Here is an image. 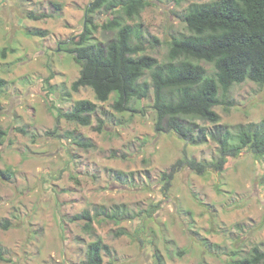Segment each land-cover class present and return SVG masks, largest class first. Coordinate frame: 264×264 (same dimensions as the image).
Here are the masks:
<instances>
[{
  "label": "rangeland",
  "instance_id": "rangeland-1",
  "mask_svg": "<svg viewBox=\"0 0 264 264\" xmlns=\"http://www.w3.org/2000/svg\"><path fill=\"white\" fill-rule=\"evenodd\" d=\"M93 1L0 0V171L9 175L0 176V224L8 223L0 264H85L97 238L110 248L102 264H156L155 255L164 264H237L264 253V157L243 149L222 170L183 167L168 188L165 178L176 161L215 164L224 137L239 146L240 128L264 122V85L219 92V122L191 120L189 141L156 133L151 92L117 113L113 94L101 103L90 88L71 90L80 66L69 49ZM144 1L128 24L139 26L143 53L162 63L171 38L188 34L187 8L215 0ZM114 16L102 9L92 19L101 26ZM112 37L98 27L91 41ZM198 64L213 76L211 64ZM79 100L97 107L88 127L63 118ZM83 212L91 231L72 220Z\"/></svg>",
  "mask_w": 264,
  "mask_h": 264
},
{
  "label": "trees",
  "instance_id": "trees-1",
  "mask_svg": "<svg viewBox=\"0 0 264 264\" xmlns=\"http://www.w3.org/2000/svg\"><path fill=\"white\" fill-rule=\"evenodd\" d=\"M53 6L60 9L58 4ZM145 6L144 0L92 2L85 12L82 33L69 49L80 66L79 77L71 85L72 91L90 88L101 103L107 102L113 94L112 109L117 113L125 112L132 101H145L151 92L156 116L155 132L173 131L183 141H189L193 132L191 120L219 122L214 111L221 102L219 92L226 95L233 85L245 81L264 85V0H215L191 4L183 17L188 34L171 38L167 60L162 63L143 53L139 26L128 24V21L139 19ZM102 9L115 12V16L98 26L92 16ZM33 19L39 20L37 17ZM98 27L113 33L106 44L91 41ZM32 34L44 35L39 31ZM6 54V49H0V58L4 59ZM201 61L213 66V76L206 74L198 64ZM5 84L0 78V92ZM96 109L94 103L79 100L63 118L88 127ZM5 135L0 128V147ZM238 139L239 146L231 148L224 137L221 157L213 165L194 160L176 161L165 175L166 188L183 167L196 174H202L210 167L222 170L226 157H236L243 149L264 157V122L240 128ZM78 145L89 146L85 143ZM0 176L9 177L4 171H0ZM72 220H85V231H91L92 218L88 212L75 215ZM0 227L7 229V221ZM103 254L109 255L110 248L97 238L88 245L85 264H102ZM0 261H4L1 245ZM155 261L164 264L159 255H155ZM237 264H264V253L254 249L250 258Z\"/></svg>",
  "mask_w": 264,
  "mask_h": 264
},
{
  "label": "water",
  "instance_id": "water-1",
  "mask_svg": "<svg viewBox=\"0 0 264 264\" xmlns=\"http://www.w3.org/2000/svg\"><path fill=\"white\" fill-rule=\"evenodd\" d=\"M89 6H91V4Z\"/></svg>",
  "mask_w": 264,
  "mask_h": 264
}]
</instances>
